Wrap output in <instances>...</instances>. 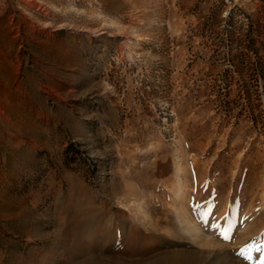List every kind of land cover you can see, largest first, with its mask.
<instances>
[{
	"label": "rangeland",
	"instance_id": "rangeland-1",
	"mask_svg": "<svg viewBox=\"0 0 264 264\" xmlns=\"http://www.w3.org/2000/svg\"><path fill=\"white\" fill-rule=\"evenodd\" d=\"M82 220L74 260L264 264V0H0V264Z\"/></svg>",
	"mask_w": 264,
	"mask_h": 264
},
{
	"label": "bare ground",
	"instance_id": "bare-ground-1",
	"mask_svg": "<svg viewBox=\"0 0 264 264\" xmlns=\"http://www.w3.org/2000/svg\"><path fill=\"white\" fill-rule=\"evenodd\" d=\"M184 215H187V214L184 213ZM182 220H184V218ZM188 222H189V224H190V226L192 228V231H194L193 234L196 235L195 237L197 239V242L203 248H211V247L214 248L215 247L217 242L214 239H212L210 236H207V235L201 233L199 228L190 219H188ZM94 223L95 222H93V221L82 220L80 224L77 223V224L73 225L71 230L69 231V233H67L63 237L60 247H61V250H62L63 254H66V256L68 257V261H69L70 264H109L108 263L109 260L107 261V260H105L102 257L96 258V256L93 255L91 252L90 253L89 252H84L85 254L83 255L82 258H79V259H76V260L73 259L75 257L76 252H78L77 251V247L81 243V241L78 239V234L82 233L84 230H86L88 228H92L94 226ZM261 223L262 222L259 221V219L257 217V219L254 220L250 225H248L242 232H245V233L249 234L248 236H250L251 233L253 235V233H255V232H257L259 230V228H260L259 225H261ZM118 229H119V227H118ZM250 230H252V231H250ZM116 231H117V229H116ZM132 244H133V240L131 239V240L128 241V246H131ZM219 250H218V253H216V254L214 253L213 254L211 259L207 262L208 264H245L238 258L232 259L231 257H229V254L226 251L220 252ZM171 257L172 258L175 257L182 264H198L200 262L199 255H197L196 253L186 254V255L185 254H181V253H176L173 256H167V257L160 255V256L154 258L153 260L149 261V263H145V264H161L163 261H165L167 259H170Z\"/></svg>",
	"mask_w": 264,
	"mask_h": 264
}]
</instances>
